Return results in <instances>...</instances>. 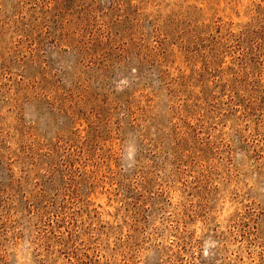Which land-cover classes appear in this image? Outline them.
I'll return each mask as SVG.
<instances>
[{
	"label": "rangeland",
	"instance_id": "obj_1",
	"mask_svg": "<svg viewBox=\"0 0 264 264\" xmlns=\"http://www.w3.org/2000/svg\"><path fill=\"white\" fill-rule=\"evenodd\" d=\"M0 264H264V0H0Z\"/></svg>",
	"mask_w": 264,
	"mask_h": 264
}]
</instances>
